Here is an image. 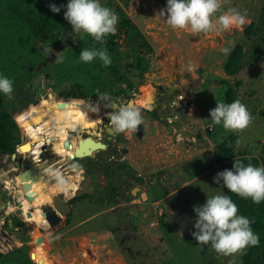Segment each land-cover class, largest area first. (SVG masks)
Instances as JSON below:
<instances>
[{
    "label": "rangeland",
    "instance_id": "obj_1",
    "mask_svg": "<svg viewBox=\"0 0 264 264\" xmlns=\"http://www.w3.org/2000/svg\"><path fill=\"white\" fill-rule=\"evenodd\" d=\"M9 2L40 11L49 24L52 40L34 39L8 13ZM68 2L0 0V76L13 80L15 99L23 92L33 91L39 100L21 116L20 126L28 116L43 110L40 104L45 103L49 90L61 91L57 94L68 104L79 101V94L99 101L107 93L114 101H122L124 91L129 90L149 103L155 99L156 106L146 116L144 139L133 137L127 155L122 157L120 153L121 160L113 165L109 175L104 172L107 169H103V162L97 173L88 171L94 177L91 191L74 199L71 210L55 227L43 231L40 225L21 218L17 235L11 234L10 228L4 229L8 235L0 231V264H228L230 257L204 249L191 235L197 219L194 207L203 206L207 197L217 194L229 195L238 214L255 221L251 227L260 238L259 246L249 248L237 264H264V202L255 205L248 199L247 205L240 206L236 195L222 187L223 181L214 183L217 173L233 169L234 160L264 166V50L260 52L258 47L264 0H229L224 9L231 6L242 12L247 10L248 23L242 30L208 35L170 29L166 17L158 15L166 9L167 0H100L119 16L115 35L106 37L105 47L112 59L108 67L98 59L90 64L79 61L83 49L100 45L91 37L81 40L73 33L64 19ZM50 4L59 7L60 12L53 13ZM250 23L255 27L252 35L246 37L244 30ZM229 41L243 50L235 76H227L223 70L229 55L225 56L221 49ZM45 48L49 49L47 53ZM50 55L52 60L45 63ZM44 84L48 89L41 88ZM229 88L254 118L242 134L226 132L222 125L209 127L210 110L217 101L225 102ZM67 89L78 94L67 95ZM0 97L11 119L6 98L3 94ZM178 101L186 107V114L183 124H171L175 130L170 133L168 120L158 122L155 109L170 119L179 112ZM57 121L47 124L43 131H59L56 148L64 151L63 156L69 155L81 132L77 127L68 128L66 122L62 130L47 129L57 125ZM11 122L22 143V157L27 159L30 138L12 119ZM182 130L190 133V142L179 136ZM62 137L69 141V147H64ZM102 159L96 154L94 161ZM32 171L21 173V182L27 183ZM80 176V171L68 173L73 187L67 191L66 199L74 194ZM29 186L26 184L24 191ZM136 189L139 193L132 195ZM176 190L184 197L185 210L180 215L168 199ZM183 215L193 225L188 235L181 234L173 224ZM49 233L60 238L52 239ZM38 238L40 243H36Z\"/></svg>",
    "mask_w": 264,
    "mask_h": 264
},
{
    "label": "clouds",
    "instance_id": "obj_2",
    "mask_svg": "<svg viewBox=\"0 0 264 264\" xmlns=\"http://www.w3.org/2000/svg\"><path fill=\"white\" fill-rule=\"evenodd\" d=\"M228 2L229 0H167L166 9L160 10L158 15L166 17L165 23L173 31H190L194 35L242 30L248 23L247 10L242 12L231 6L225 10L223 5ZM49 8L53 13L60 12L55 4H50ZM64 19L81 40L91 37L100 45L99 48L83 49L79 54V61L90 64L98 59L102 66H110L112 59L105 47L106 37L115 35L119 16L112 9L103 6L100 0H69ZM234 46L235 42L229 41L228 46L221 51L228 56ZM44 51L47 53L49 49L45 48ZM13 83V80L0 76V94L8 101L14 98ZM99 101L110 109L107 118L116 133H135L144 123L141 109L133 102L117 104L107 93L102 94ZM89 108L92 112H98L99 104H89ZM209 115V127L222 125L226 132L237 134H242L254 119L247 106L239 99L231 103L217 101ZM240 143L238 139L237 146ZM54 178V190L67 192L71 188V181L63 175L56 173ZM221 181L223 188L242 199H250L255 205L264 202V166H253L251 163L245 165L241 160H234L232 170L225 169L214 177V183L219 184ZM194 212L197 219L194 223L195 231L191 235L197 245H210L218 256L230 257L228 264H237L238 258L245 255L249 248L259 246L260 238L251 227L255 221L239 215V209L229 195L207 197L203 206L194 207ZM49 236L55 240L60 238L51 233Z\"/></svg>",
    "mask_w": 264,
    "mask_h": 264
},
{
    "label": "flooded vegetation",
    "instance_id": "obj_3",
    "mask_svg": "<svg viewBox=\"0 0 264 264\" xmlns=\"http://www.w3.org/2000/svg\"><path fill=\"white\" fill-rule=\"evenodd\" d=\"M41 88L43 89V85ZM50 92L51 91L49 90L48 93ZM23 93H21L20 95H22ZM124 94V100H117L115 102L120 105L126 104L128 102H133L137 107L141 109L142 115L144 117V123L139 126L138 131L135 133L119 134L114 132L107 118V113L110 111V109L105 108L103 102H99L91 98H86L84 95L82 96H84L85 100L90 99L96 105L99 104V108L102 109V112H92L89 108V104H87L86 102L68 104L57 93H54L52 95L55 100V104H51V102H49L47 98H45L44 104H40V108L46 111L61 109L77 111L79 118L73 128H79L81 133L78 138L80 140L90 138L93 141L99 142L105 146L103 150L94 151L90 156H86L84 158L76 160H71L69 158V155L63 156V154H61V152L59 153L58 149L56 148L58 138H60V135L59 137L57 135L60 133L58 130L61 129V127H66L65 125H63V123L65 122L63 118H59V121H57L59 123H62L63 126L57 123V125H51L47 128L48 130L57 129L58 133L56 131H53V133L50 134L49 131H43L46 126L44 127L42 125H38L37 133L35 135H31L27 133L22 128V126H20L19 121L21 119V116L23 117L25 113H28V111H30V108L34 107V104L39 103V100L35 97L34 93L33 95L37 101L36 103L27 100H20V95H18L16 99L14 97L11 101H5V103H7L6 108L10 113L11 119L18 128L23 129V131L27 133L30 138L31 146L28 148V155H26L27 159L22 157V152L20 151L22 143L11 146L10 141H7L6 144L8 145V149H0V231L3 230V232L8 235V232L4 231V229L10 228V233L14 234L13 232H15V235H17L19 231V221L21 220V218H23L24 221L31 222L32 224L40 225L43 231L50 229L51 227L49 226L48 222L44 221L46 219L44 217L43 211L54 212L55 205L60 206L61 204H65V206L69 207V212L72 208V201L82 196H75L74 194H72V197L70 199H66L67 192H59L54 190V177L56 173H59L68 179V173H73V171H75L74 169H70L71 164L74 161L77 162L82 168L80 170L81 176L77 177L78 186L77 188L75 187V191L79 190V185L83 181H85L86 178L89 180V189L91 191L92 185L94 183V177L92 176V173H88V171L97 173L99 164L103 162V169H107L104 170V172L109 175L112 172L113 165H115L117 162H120V153L122 154V157L127 155L128 144L131 143L130 141L133 140V137L138 141H142L144 139L146 116L148 115V112H150V110L154 106H156V100L153 99V101L149 103L145 98H141L143 96L129 90H125ZM182 103L186 102L183 101ZM176 106L179 112H176L170 119L165 118L162 111H160L159 109H155L156 120L158 122H162L165 119L168 120L167 130L170 133L174 132L175 130L174 126L171 124H183V117L186 114V107L183 104L178 101ZM25 121H23V123ZM53 123H56V121ZM108 130H111L112 133H108ZM182 133H184L186 138H182ZM179 136L183 139L184 142H190L192 140L190 133H186L185 130H182L179 133ZM79 139L77 140L76 145ZM62 141L64 143V147H66V144L69 145V141H67L65 138ZM38 146H40L39 151L36 152L34 149H36V147ZM96 154H100L103 159L101 161H94ZM68 159H70L71 161H68ZM27 169H33V172L28 176L27 183H23L21 182L20 175ZM25 184H29L30 186L24 191L23 186ZM137 193H139L138 189H136V191H132V195H135ZM36 199L39 200L36 201ZM23 202L28 206V209L26 211L23 210ZM38 215L40 216V218ZM34 219H36L38 222Z\"/></svg>",
    "mask_w": 264,
    "mask_h": 264
},
{
    "label": "trees",
    "instance_id": "obj_4",
    "mask_svg": "<svg viewBox=\"0 0 264 264\" xmlns=\"http://www.w3.org/2000/svg\"><path fill=\"white\" fill-rule=\"evenodd\" d=\"M6 10L9 14H11L18 22L24 25L30 32L31 36L43 42L50 41L53 38V34L49 27V24L42 16L41 12L35 10L30 7H26L21 3L9 2L7 3ZM255 24L250 23L244 30V35L246 37H250L253 33ZM259 32L261 33V37L259 39L258 47L260 48V52L264 50V4L261 9V13L259 16ZM243 57V50L240 45H236L228 56L225 64H224V73L227 76H235L238 73L241 60ZM235 100V92L233 89L229 88L225 92V103H231ZM46 110H40L29 117H32L38 113L45 112ZM26 118V119H27ZM10 141V145L14 146L19 143V138L17 136V132L14 124L8 117L7 112L4 110L2 106V100L0 97V149L6 150L7 144L6 142ZM243 163L244 161L241 160ZM238 204L240 206H245L249 203V200L242 199L238 196ZM202 247L208 251L214 252L211 249L210 245H202ZM263 262H264V248H263Z\"/></svg>",
    "mask_w": 264,
    "mask_h": 264
},
{
    "label": "water",
    "instance_id": "obj_5",
    "mask_svg": "<svg viewBox=\"0 0 264 264\" xmlns=\"http://www.w3.org/2000/svg\"><path fill=\"white\" fill-rule=\"evenodd\" d=\"M52 60V56L50 55L45 63H49ZM43 89H47V85H43ZM54 93H59L62 94L61 91L58 92H50V95H53ZM67 95H76L77 92L74 90H66ZM77 99L79 101H84V96L82 95H78ZM87 104H91L92 106H97L92 100L87 99L85 100ZM99 113L102 112V109L99 108L98 110ZM108 133H112L111 130H108ZM182 138H186V136L184 135V133H182ZM66 147H68L69 145L66 144ZM105 148V146L99 142H95L90 138H85L83 140H79L76 147L73 149V152L71 153V155H69V158L71 160H76V159H81L84 158L86 156H90L92 154V152L97 151V150H103ZM81 166L77 163V162H73L70 166V169H74L75 171H80L81 170ZM33 170V169H32ZM33 172V171H32ZM27 174V173H26ZM25 174V176H26ZM29 174V173H28ZM24 177V175L20 176V179ZM28 179V177H27ZM26 186V184L24 185ZM23 186V187H24ZM90 192L89 189V180L86 178L85 181H83L80 185H79V190L75 191L74 195L75 196H80L83 194H88ZM169 201L171 202L172 206L174 207L176 213L178 215H180L181 213H183V211L185 210L184 208V197L182 196V193L180 190H176L173 193L169 194L168 196ZM54 212L51 211H43L44 217L46 219V221L48 222L49 226L55 227L61 220V217H63L69 210L68 206H65V204H61L60 206L55 205L54 206ZM58 214V215H57ZM174 226L177 228V230L183 234V235H188L191 233L192 229H193V225L192 222L190 220V218L187 215H183L181 217H179L178 219H176L174 221ZM41 239L38 238L36 240V243H40ZM132 246L134 248H136L135 244H132ZM138 251H136V255H138ZM31 257V255H30Z\"/></svg>",
    "mask_w": 264,
    "mask_h": 264
},
{
    "label": "bare ground",
    "instance_id": "obj_6",
    "mask_svg": "<svg viewBox=\"0 0 264 264\" xmlns=\"http://www.w3.org/2000/svg\"><path fill=\"white\" fill-rule=\"evenodd\" d=\"M48 98L47 100L49 102H51V104H55V100L54 98L52 97V95H50V93H48ZM20 100H27V101H31L33 103H36V99L33 95V93H28V92H25L23 93L22 95H20ZM46 107V106H44ZM59 118H63L67 124V127L68 128H73L76 123H77V120H78V113L77 111H73V110H68V109H61V110H53V111H45V112H41V113H38L37 115H34L32 117H30L29 119H27L24 123H22V128L29 134L31 135H35L38 131L37 129V126L38 125H42V126H46L47 124L49 123H53L57 120H59ZM63 126V125H62ZM62 128V127H61ZM62 130V129H61ZM64 130V129H63ZM64 132V131H63ZM51 133V132H50ZM53 133V132H52ZM60 134V133H59ZM63 134V133H62ZM58 135V134H57ZM49 136V135H48ZM66 136V135H65ZM65 137H62V140L64 139ZM60 140V139H59ZM61 140V142H62ZM80 140V139H79ZM65 141V140H64ZM47 142V141H46ZM40 143V142H39ZM73 143V142H72ZM61 144V143H60ZM71 144V143H70ZM76 144V143H75ZM42 145V144H41ZM40 145V146H41ZM36 147V149H34L36 152L39 151V147ZM59 146V145H58ZM61 146V145H60ZM72 146V145H71ZM76 146V145H75ZM62 148V147H61ZM32 149V148H31ZM42 149V148H41ZM58 149V147H57ZM23 150H26L25 148ZM69 150V149H68ZM33 151V152H35ZM61 151V154L64 152L63 150H59ZM58 151V152H59ZM31 152V151H30ZM73 152V151H72ZM60 153V152H59ZM69 155H71V152L68 153ZM39 155V154H38ZM38 160V159H37ZM73 187V186H72ZM76 187V186H75ZM72 189V188H71ZM75 192V191H74ZM39 200V199H36V201ZM24 203V202H23ZM38 203V202H37ZM42 204V203H41ZM39 205V204H38ZM28 209V206L26 203L23 204V210L26 211ZM37 212V211H36ZM26 213V212H25ZM37 214V213H35ZM41 214V213H40ZM39 216V215H38ZM37 216V217H38ZM42 216V215H41ZM40 218V216H39ZM38 218V220H39ZM28 219V218H27ZM30 219H31V216H30ZM29 219V220H30ZM28 220V221H29ZM36 220V219H34ZM33 220V222H34ZM43 220V219H42ZM37 221V220H36ZM46 221V220H44ZM38 222V221H37ZM36 222V223H37ZM41 223V222H39ZM44 223V222H43Z\"/></svg>",
    "mask_w": 264,
    "mask_h": 264
}]
</instances>
